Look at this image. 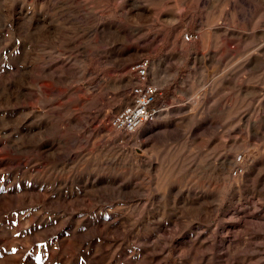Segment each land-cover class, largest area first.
I'll return each instance as SVG.
<instances>
[{
  "label": "rangeland",
  "instance_id": "obj_1",
  "mask_svg": "<svg viewBox=\"0 0 264 264\" xmlns=\"http://www.w3.org/2000/svg\"><path fill=\"white\" fill-rule=\"evenodd\" d=\"M0 264H264V0H0Z\"/></svg>",
  "mask_w": 264,
  "mask_h": 264
},
{
  "label": "built area",
  "instance_id": "obj_2",
  "mask_svg": "<svg viewBox=\"0 0 264 264\" xmlns=\"http://www.w3.org/2000/svg\"><path fill=\"white\" fill-rule=\"evenodd\" d=\"M197 33L183 34V40L190 42L197 38ZM152 61L148 57L139 58L131 65L132 79L134 83L129 87L127 103L113 112L108 120L110 128L118 133L126 135L138 131L146 124L154 123L160 112L159 106L155 105L161 88L150 81V68ZM242 158L239 155L234 161L232 174L242 173Z\"/></svg>",
  "mask_w": 264,
  "mask_h": 264
},
{
  "label": "bare ground",
  "instance_id": "obj_3",
  "mask_svg": "<svg viewBox=\"0 0 264 264\" xmlns=\"http://www.w3.org/2000/svg\"><path fill=\"white\" fill-rule=\"evenodd\" d=\"M120 97H121L122 100H123V99H126V98H127L126 92H125V91H122V92L120 93ZM127 99L129 100V97H128ZM117 110H118V109H117Z\"/></svg>",
  "mask_w": 264,
  "mask_h": 264
}]
</instances>
